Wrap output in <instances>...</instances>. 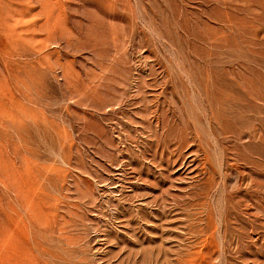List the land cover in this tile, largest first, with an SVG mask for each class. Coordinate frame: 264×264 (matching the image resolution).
Segmentation results:
<instances>
[{"label":"rangeland","instance_id":"rangeland-1","mask_svg":"<svg viewBox=\"0 0 264 264\" xmlns=\"http://www.w3.org/2000/svg\"><path fill=\"white\" fill-rule=\"evenodd\" d=\"M0 264H264V0H0Z\"/></svg>","mask_w":264,"mask_h":264},{"label":"bare ground","instance_id":"bare-ground-1","mask_svg":"<svg viewBox=\"0 0 264 264\" xmlns=\"http://www.w3.org/2000/svg\"><path fill=\"white\" fill-rule=\"evenodd\" d=\"M57 1V0H56ZM53 6H54V4H53ZM49 11V10H48ZM34 25V24H33ZM38 25V24H37ZM37 25H36V27H37ZM26 30V29H25ZM24 34V33H23ZM25 35V34H24ZM22 38H23V36H22ZM27 38V37H26ZM18 171V170H17ZM16 173V172H15ZM19 174V173H18ZM17 174V175H18ZM23 175V174H22ZM20 176V175H19ZM18 178V177H17ZM19 179V178H18ZM8 189V188H7ZM13 250H15V249H13Z\"/></svg>","mask_w":264,"mask_h":264}]
</instances>
